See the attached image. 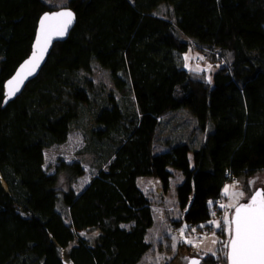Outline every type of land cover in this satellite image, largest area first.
<instances>
[{
	"label": "trees",
	"instance_id": "obj_1",
	"mask_svg": "<svg viewBox=\"0 0 264 264\" xmlns=\"http://www.w3.org/2000/svg\"><path fill=\"white\" fill-rule=\"evenodd\" d=\"M63 8L76 17L67 39L4 106L41 17ZM191 40L224 61L213 87L176 59ZM94 64L113 88L96 84ZM184 107L205 131L202 145L155 154L162 118ZM74 130L85 138L82 157L58 159L51 173L46 149ZM170 168L184 176L176 231L211 229L228 182L252 196L250 181L264 173V0H0V264H139L154 217L138 179L156 178L167 191Z\"/></svg>",
	"mask_w": 264,
	"mask_h": 264
},
{
	"label": "rangeland",
	"instance_id": "obj_2",
	"mask_svg": "<svg viewBox=\"0 0 264 264\" xmlns=\"http://www.w3.org/2000/svg\"><path fill=\"white\" fill-rule=\"evenodd\" d=\"M68 0H58L59 4ZM168 8L161 7L159 14L165 15ZM169 13V12H168ZM192 41L191 46L186 52L176 56L179 65L189 72H196L205 81L213 87L214 73L224 64L223 60L212 61L207 57ZM92 78L96 84L105 86L107 90L113 88V81L110 72L94 64ZM208 125L206 131H209ZM205 138V131L194 115L187 108H180L168 112L161 120L158 126L156 139L154 141V153L159 154L167 149V145H176L177 143H187L192 148H198L202 145ZM85 138L81 131L74 130L66 143L60 146H54L45 151V168L51 173L58 159L66 162L80 159L79 151L84 147ZM191 165L194 166L193 153L189 154ZM85 164L90 169L91 161L85 157ZM173 177L170 186L165 191L160 180L153 177H142L138 179L139 188L149 197L153 204L154 224L148 231L146 240L151 244V250L139 262V264H187L193 258H201L208 254L218 256V264H227L224 261L227 245L231 238V216L235 208L250 200L253 194L262 190L264 192V173H260L250 181L252 196L247 197L245 189L238 182H228L223 190V197L219 202V209L215 217L209 222L210 228L198 232L188 230L186 227L180 231L172 229V220L178 219L179 204L177 202V188L183 182L184 176L181 172L170 168ZM92 175L88 170L86 175L78 179L73 187L77 192H81L89 183ZM62 188L66 189L64 178L61 179ZM226 213H222V209ZM221 211V212H220ZM213 241H216L213 243ZM202 264H205L202 259Z\"/></svg>",
	"mask_w": 264,
	"mask_h": 264
},
{
	"label": "snow or ice",
	"instance_id": "obj_3",
	"mask_svg": "<svg viewBox=\"0 0 264 264\" xmlns=\"http://www.w3.org/2000/svg\"><path fill=\"white\" fill-rule=\"evenodd\" d=\"M72 16L69 11L53 13L51 17L45 14L41 20L42 31L44 21L55 17H67L64 26L56 29L57 34L63 35ZM45 39L47 40V37ZM11 83L12 81H9V84ZM233 223L234 235L230 241L228 254L230 264H264V192L257 191L249 203L237 207ZM192 264L196 262L193 261Z\"/></svg>",
	"mask_w": 264,
	"mask_h": 264
},
{
	"label": "water",
	"instance_id": "obj_4",
	"mask_svg": "<svg viewBox=\"0 0 264 264\" xmlns=\"http://www.w3.org/2000/svg\"><path fill=\"white\" fill-rule=\"evenodd\" d=\"M61 11H69L73 14L71 18V22L67 24L65 28L64 34L63 35L57 34L56 29H59L60 27L64 26V22L68 19L67 17H55L44 21L43 31H42L41 20L45 16V14L41 17L38 24L36 38L33 44L31 55L18 67L14 75L5 84L4 106H6L8 103H10L15 98H17L22 93L28 82H30L39 74L40 70L46 63L48 56L50 55L53 45L57 42H61L67 39L70 31L72 30L76 22V17L74 13L69 9L63 8L60 10H56L54 12H48L46 14H49V16L51 17L53 13H58ZM45 37H47V40L45 39ZM38 38H39V43H38ZM9 81H12V83L9 84ZM258 191H262V190H258ZM250 201L251 198L246 203H249ZM235 212H236V208L234 209L231 216V238L234 235L233 221L235 218ZM231 238L227 245V254H226L227 264H230L228 254L230 252ZM193 261H195L196 264H202V259L196 257L191 258L187 264H192Z\"/></svg>",
	"mask_w": 264,
	"mask_h": 264
},
{
	"label": "built area",
	"instance_id": "obj_5",
	"mask_svg": "<svg viewBox=\"0 0 264 264\" xmlns=\"http://www.w3.org/2000/svg\"><path fill=\"white\" fill-rule=\"evenodd\" d=\"M221 211H222V213H226V209L225 208H223Z\"/></svg>",
	"mask_w": 264,
	"mask_h": 264
}]
</instances>
